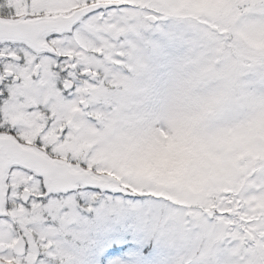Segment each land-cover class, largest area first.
I'll list each match as a JSON object with an SVG mask.
<instances>
[{"label": "snow or ice", "instance_id": "snow-or-ice-1", "mask_svg": "<svg viewBox=\"0 0 264 264\" xmlns=\"http://www.w3.org/2000/svg\"><path fill=\"white\" fill-rule=\"evenodd\" d=\"M178 7L0 0V264H74L54 237L98 189L161 205L135 212L178 264H264V0ZM178 136L194 193L120 170Z\"/></svg>", "mask_w": 264, "mask_h": 264}, {"label": "rangeland", "instance_id": "rangeland-1", "mask_svg": "<svg viewBox=\"0 0 264 264\" xmlns=\"http://www.w3.org/2000/svg\"><path fill=\"white\" fill-rule=\"evenodd\" d=\"M210 2L211 0H179L181 7L175 11L187 10L186 6H191V11H199L201 6ZM154 42L160 44V41ZM193 152L194 149L184 137L165 138L163 144L119 157L120 170L138 179L154 181L159 187L194 193L195 188L187 182L186 172L187 161ZM109 193L113 195L83 194L89 198L98 196V203L94 206L86 204L82 208V214L77 208L74 209L76 220L66 225L62 231L68 239L59 238L56 232L54 242L66 258L71 259L74 264H178L185 257L184 251L146 234L141 219L135 212L137 206L147 209L160 208L161 205H153L151 201L127 194ZM89 208L92 211H88ZM54 223L55 226L49 223V228L58 229L59 223ZM73 233L78 234V238ZM112 247H126V251L120 256L103 261L102 257Z\"/></svg>", "mask_w": 264, "mask_h": 264}, {"label": "flooded vegetation", "instance_id": "flooded-vegetation-1", "mask_svg": "<svg viewBox=\"0 0 264 264\" xmlns=\"http://www.w3.org/2000/svg\"><path fill=\"white\" fill-rule=\"evenodd\" d=\"M99 191L100 190L98 189L95 193L97 195H101V196H105L106 194L107 195H113V194L109 193L108 191H106L107 193H105V194L104 193H100ZM97 197H95V199H90V198H86V196H83V194H82L81 197H80V199L76 201V207H75V209L77 208L76 210H78L79 213L82 214V211H83L82 208L84 206H86V204H90L91 206H94L96 203H98V198ZM89 215L93 218V215H91V214H89ZM77 217L79 218V215L78 214H77ZM49 223H53L54 224L53 226H55V223L54 222H48L44 226L46 228H49V226H50ZM58 237L59 238L68 239V236H66V233L65 232L63 233L62 231L61 232H58Z\"/></svg>", "mask_w": 264, "mask_h": 264}, {"label": "water", "instance_id": "water-1", "mask_svg": "<svg viewBox=\"0 0 264 264\" xmlns=\"http://www.w3.org/2000/svg\"><path fill=\"white\" fill-rule=\"evenodd\" d=\"M100 191H105V190H100ZM108 192H110V191H108Z\"/></svg>", "mask_w": 264, "mask_h": 264}]
</instances>
